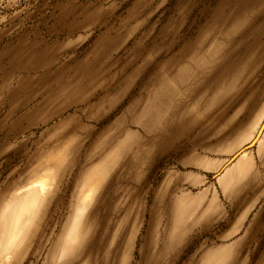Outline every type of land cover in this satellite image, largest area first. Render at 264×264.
Returning <instances> with one entry per match:
<instances>
[{"label":"rangeland","instance_id":"obj_1","mask_svg":"<svg viewBox=\"0 0 264 264\" xmlns=\"http://www.w3.org/2000/svg\"><path fill=\"white\" fill-rule=\"evenodd\" d=\"M263 120L264 0H0V264H264Z\"/></svg>","mask_w":264,"mask_h":264},{"label":"bare ground","instance_id":"obj_2","mask_svg":"<svg viewBox=\"0 0 264 264\" xmlns=\"http://www.w3.org/2000/svg\"><path fill=\"white\" fill-rule=\"evenodd\" d=\"M264 132V120L263 122L261 123L260 127L258 128L257 132H256V135L254 136L253 140L251 141L254 142L256 140V143L259 141L260 137L262 136V133ZM251 145L245 147L242 151H246L248 150V148H250ZM235 158H233V160L231 161H234ZM49 180V179H48ZM47 180V181H48ZM48 183V182H47ZM44 187H45V181L42 180V182L39 184V189L41 190H44ZM7 260V259H6Z\"/></svg>","mask_w":264,"mask_h":264},{"label":"crops","instance_id":"obj_3","mask_svg":"<svg viewBox=\"0 0 264 264\" xmlns=\"http://www.w3.org/2000/svg\"><path fill=\"white\" fill-rule=\"evenodd\" d=\"M240 155H241V154H240ZM42 180L45 181V187H44V190L39 189V184L42 182ZM42 180H41L40 182H38L37 184L34 185L35 188H36V190L40 191L41 193L45 192V190H46V186H47V182L49 181L48 178H43ZM47 180H48V181H47Z\"/></svg>","mask_w":264,"mask_h":264},{"label":"water","instance_id":"obj_4","mask_svg":"<svg viewBox=\"0 0 264 264\" xmlns=\"http://www.w3.org/2000/svg\"><path fill=\"white\" fill-rule=\"evenodd\" d=\"M231 160H233V158Z\"/></svg>","mask_w":264,"mask_h":264}]
</instances>
